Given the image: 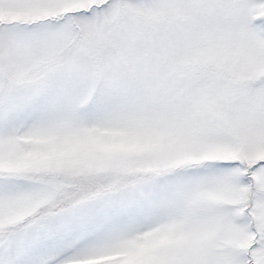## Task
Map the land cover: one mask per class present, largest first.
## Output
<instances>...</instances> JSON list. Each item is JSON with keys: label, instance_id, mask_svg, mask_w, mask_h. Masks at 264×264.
I'll use <instances>...</instances> for the list:
<instances>
[{"label": "snow or ice", "instance_id": "6c2138e0", "mask_svg": "<svg viewBox=\"0 0 264 264\" xmlns=\"http://www.w3.org/2000/svg\"><path fill=\"white\" fill-rule=\"evenodd\" d=\"M0 264H264V0H0Z\"/></svg>", "mask_w": 264, "mask_h": 264}]
</instances>
